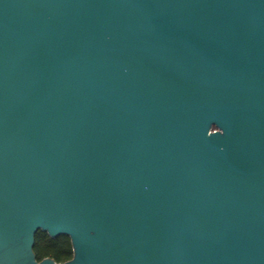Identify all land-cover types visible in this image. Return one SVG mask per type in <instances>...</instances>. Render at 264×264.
I'll list each match as a JSON object with an SVG mask.
<instances>
[{
    "label": "water",
    "instance_id": "obj_1",
    "mask_svg": "<svg viewBox=\"0 0 264 264\" xmlns=\"http://www.w3.org/2000/svg\"><path fill=\"white\" fill-rule=\"evenodd\" d=\"M0 264H264V0H0Z\"/></svg>",
    "mask_w": 264,
    "mask_h": 264
},
{
    "label": "trees",
    "instance_id": "obj_2",
    "mask_svg": "<svg viewBox=\"0 0 264 264\" xmlns=\"http://www.w3.org/2000/svg\"><path fill=\"white\" fill-rule=\"evenodd\" d=\"M33 252L38 261L50 257L57 262H63L71 259L73 255L69 236L60 234L51 237L47 232L40 229L34 235Z\"/></svg>",
    "mask_w": 264,
    "mask_h": 264
}]
</instances>
